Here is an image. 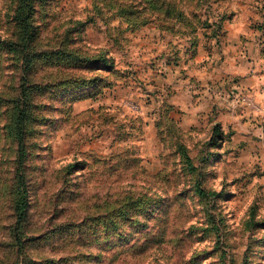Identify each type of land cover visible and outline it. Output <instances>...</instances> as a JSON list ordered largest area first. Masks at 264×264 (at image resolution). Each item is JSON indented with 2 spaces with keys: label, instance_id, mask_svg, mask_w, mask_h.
I'll use <instances>...</instances> for the list:
<instances>
[{
  "label": "rangeland",
  "instance_id": "rangeland-1",
  "mask_svg": "<svg viewBox=\"0 0 264 264\" xmlns=\"http://www.w3.org/2000/svg\"><path fill=\"white\" fill-rule=\"evenodd\" d=\"M261 16L263 0H0V264H264ZM109 214L108 233L91 221Z\"/></svg>",
  "mask_w": 264,
  "mask_h": 264
},
{
  "label": "trees",
  "instance_id": "trees-1",
  "mask_svg": "<svg viewBox=\"0 0 264 264\" xmlns=\"http://www.w3.org/2000/svg\"><path fill=\"white\" fill-rule=\"evenodd\" d=\"M264 1V0H263ZM23 20L24 25L26 27L31 26V22L28 19H25L21 17ZM24 45H27V42L24 43ZM27 57L24 62H26ZM27 63V62H26ZM20 94H24L27 97V94L25 92H22ZM15 101H19L18 97L15 99ZM16 113L14 115V120L12 123L11 130L15 136L16 144H17V153H18V159H19V165L23 163L25 157H26V151H25V142H24V128H23V118H24V110H25V105L24 107H21V105L16 103ZM189 158V157H188ZM24 175L22 173L21 168L18 169L17 171V184H18V189H17V196L15 199V208H16V222L24 220L27 214V206H28V201L26 197L27 193V188L24 186ZM198 192L203 194V190L198 187L197 188ZM124 210L121 209L119 212V209H115L114 211V216H120L123 218L126 214L123 212ZM113 220L114 226L117 225L118 220L112 219V214H109L108 216L103 217L102 219H99L98 216L94 217L91 221H93V224L96 225H101L102 222H104V225H101L104 232L108 233L109 225H111V221ZM77 226V225H76Z\"/></svg>",
  "mask_w": 264,
  "mask_h": 264
},
{
  "label": "crops",
  "instance_id": "crops-1",
  "mask_svg": "<svg viewBox=\"0 0 264 264\" xmlns=\"http://www.w3.org/2000/svg\"><path fill=\"white\" fill-rule=\"evenodd\" d=\"M262 18L264 17V16H261ZM262 27L264 28V25H262Z\"/></svg>",
  "mask_w": 264,
  "mask_h": 264
}]
</instances>
